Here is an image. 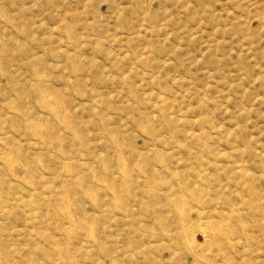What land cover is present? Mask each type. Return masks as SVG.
Masks as SVG:
<instances>
[{
    "label": "rangeland",
    "instance_id": "obj_1",
    "mask_svg": "<svg viewBox=\"0 0 264 264\" xmlns=\"http://www.w3.org/2000/svg\"><path fill=\"white\" fill-rule=\"evenodd\" d=\"M0 264H264V0H0Z\"/></svg>",
    "mask_w": 264,
    "mask_h": 264
}]
</instances>
